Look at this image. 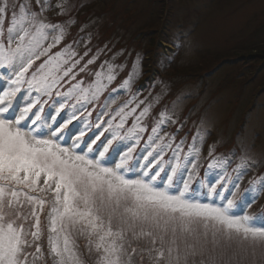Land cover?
Listing matches in <instances>:
<instances>
[{
	"label": "snow or ice",
	"instance_id": "obj_1",
	"mask_svg": "<svg viewBox=\"0 0 264 264\" xmlns=\"http://www.w3.org/2000/svg\"><path fill=\"white\" fill-rule=\"evenodd\" d=\"M36 4L38 10L30 4L0 0V264H35L44 258L39 241L46 205L47 254L52 264H85L78 252V235L87 236V253L94 264H132L133 255L143 260L145 253L151 264H264V214L258 217L259 225L257 217L244 214L258 199L252 193L264 191V173L246 190L242 204L230 198L240 178L257 166L254 160L249 163L247 149L238 146L219 161L214 158L207 183L196 180L193 184L195 159L201 151L197 137L202 145L204 136L198 131L181 160L184 141L173 147L174 136L165 142L159 135L162 125L175 123L166 111L159 114L147 138L141 154L145 163L127 166L139 144L137 133L145 131L141 122L159 97L146 103L133 96L110 115L105 111L114 99L110 93L96 117V131L87 140L89 125L79 128L78 135L64 132L77 119L75 111L61 123L50 125L51 114L42 119L44 96L51 97L55 91L60 98L54 102L59 105L57 114L73 98L84 109L99 99L118 73L116 65L105 61L95 80L82 88L77 75L88 72L103 50L98 49L83 65L91 49L79 55L67 44L52 53L76 21L69 16L54 23L45 15L53 7L59 9L57 15H67L71 10L67 0H58L55 6L50 0H36ZM41 57L45 59L33 69ZM140 60L138 56L134 69ZM132 77L129 73L113 93L130 89ZM65 85L67 90L59 91ZM129 117L134 119L124 131ZM117 140L130 142L123 155L119 146L110 151ZM169 149L172 155L165 169L164 153ZM213 151L210 147L209 155ZM237 156L235 176H229ZM178 169L180 184L173 180ZM142 238L149 246L138 251L132 240Z\"/></svg>",
	"mask_w": 264,
	"mask_h": 264
},
{
	"label": "rangeland",
	"instance_id": "obj_2",
	"mask_svg": "<svg viewBox=\"0 0 264 264\" xmlns=\"http://www.w3.org/2000/svg\"><path fill=\"white\" fill-rule=\"evenodd\" d=\"M12 2L18 5L30 4L33 9L38 10L36 0H12ZM57 2L58 0H50L53 6ZM67 5L71 6V10L64 16L57 15L56 13L59 9L55 7L45 12L48 19L54 23L63 22L69 16L75 19L76 22L68 28V35L65 36L63 41H72L73 39L68 38L72 33L71 28L79 26L78 22L80 19L91 13L84 26L89 35V38L87 37L88 35L86 37L91 40L94 35L97 36L100 32L105 38L103 41H95L96 39L94 38L92 44L94 53H97L98 49H102L101 55L113 53L117 56H122L121 63L128 61L126 57L132 58L134 61L132 64H127L131 68L125 71L122 65H116L115 72L118 73L116 79L112 84L108 85L98 100L92 101L91 107L86 104L84 109H80V104L73 98L67 101L65 108L57 114L56 109L59 105L54 104V102L60 98L56 96L54 91L52 98L42 99V102L47 101V103H43L42 119L51 114L50 125L53 122L61 123L71 118L75 111L77 119L73 120L64 129V132L69 135H78L79 128L89 125L90 131L84 138L87 140L91 133L96 131L94 127L96 117L110 93L114 95V99L108 101L105 108V111L109 112L110 115L113 110L124 105L133 96L137 100H145L146 103L153 101L154 97H159V103H155L151 111L157 117L153 118V124L147 122V117L142 120L141 127H144L145 131L137 133L140 138L139 144L134 147L127 166L131 167L136 161H139L141 165L145 163V160L141 159V154L144 152L147 138L151 134L155 120L159 119V114L166 111L175 123L169 122L162 125L159 135L165 138V142L174 136L173 147L180 143L181 140L184 141L183 150L179 154L181 160L187 154L188 147L193 142V137H197L198 131L204 136L202 145L197 137V146L200 147L201 151L199 158L195 159L197 168L193 184H195L196 180L203 179V177L200 179L199 176L200 170L204 166H206L204 173L206 178L203 182L207 183L208 178L212 174L209 170V165L212 164L214 158L219 161L224 156L230 155V152H235L238 146L247 149V156L252 158L249 163L251 164L254 160L257 166L252 167L247 174L240 178L239 187L234 190V195L230 197L233 199L234 204L236 201L238 202L241 198L240 196L245 195L246 190L253 184L256 177L264 173V92L259 95L258 103L260 105L257 104L259 108L254 105L256 103L254 96L257 90L259 87L264 86V66L258 70H256V65L242 68L241 65L245 64V62H240L235 65H225L222 70L216 73L217 69L213 72L214 74H211L213 76L212 79L203 80L199 77L222 59H231L240 54L252 53L256 56L260 55L253 60L249 59L247 63L262 66L260 64L264 59V56H262V52H264V0H170L167 17L164 15L167 9L165 0H67ZM90 7H93L95 11H89ZM163 20L165 21L163 28L167 32L159 34L162 36L161 38L166 37L165 39H168L169 42L161 40L160 46L168 56V59L163 58L161 59L162 62L158 61L159 63H145L142 61L143 68L140 60L139 66L134 69L133 66L136 64L138 56L143 57L145 53L146 58L148 57L145 51L148 44L144 45L146 39H141L139 32H149V29L156 30V28L160 30L158 27L161 26ZM10 21L11 14L9 13L8 18L4 21L5 31ZM156 37L158 38L159 35L156 34ZM61 43L51 50L52 53L59 51L65 46L63 44L62 47ZM73 46L76 45L73 44ZM115 46H121V50L115 49ZM250 48H252V51H248ZM91 56L89 54L87 59ZM43 59L45 57L37 60L35 62L36 66ZM255 70L257 72L260 71L256 72V76L251 78L250 73L255 72ZM121 71L123 72L121 73ZM129 73H133L130 89H121L118 95L113 93V89H117L122 80L128 77ZM148 74L150 79L145 81L144 78ZM95 78L94 75V80ZM200 79L203 82H200ZM79 80L77 77L76 81ZM248 80H252L248 82L250 85L246 84V88L241 86L243 82L246 83ZM168 84H173V88L167 86ZM224 84L227 86L222 87ZM204 86L205 88L203 89ZM67 87L68 85L63 89H59V91H66ZM81 87L87 88L88 86L83 87L81 85ZM220 87L222 88L219 89ZM242 88H244L243 92L241 91ZM138 89L139 91H137ZM215 89L219 90L216 92ZM243 93L245 96L242 95ZM163 96L171 98L169 99L170 101L162 105ZM208 101L211 102L207 104ZM72 105H75L76 108L73 109ZM132 106L135 105L133 104L130 107ZM202 106L204 107L202 108ZM142 107L143 105H141ZM158 107H160L159 112L156 111ZM35 110L34 108L33 111ZM139 111L140 109H137V114ZM182 113L191 117L184 119L186 116L184 114L181 116ZM107 119H109V116H104V120ZM117 119L119 118L117 117ZM133 119L134 117H129L124 131L131 126ZM187 128L188 130L186 131ZM148 130L149 133L146 134ZM208 133H211V135H208ZM73 139H75V135H73ZM132 143H135V141L133 140ZM117 146L122 149L120 155H123L127 147L130 146V142L128 140L123 142L120 140L114 141L110 151ZM210 147L215 148L211 155H209ZM171 155V149L164 153L165 169L167 168L168 158ZM240 155H244V153L242 152ZM113 156H116V154L113 153ZM212 156L213 158L210 159ZM116 159L118 162L119 157L116 156ZM233 159L235 162L228 169V175L234 177L235 172L233 169L240 163V156ZM217 170L220 171L222 169ZM164 175L165 173L162 172L161 177ZM180 179L181 175L178 169L177 174L173 176V180L180 184ZM180 186L182 187V185ZM252 195L258 196V199L244 209V214L257 217L256 223L259 225L260 220L258 217L264 214V191L253 192ZM47 211L48 206L46 205L44 214L41 215L43 235L39 241L45 255L43 259L36 260L35 264H52L51 258L47 254L48 231L45 219ZM76 243L78 252L84 259L85 264H94V258H90L87 253V236H76ZM148 246L146 238L132 240V247H136L138 251L140 248ZM248 259L250 260L252 257L249 256ZM256 259H259V254H257ZM132 264H151V262L147 253H145L143 260L140 259L139 255H133Z\"/></svg>",
	"mask_w": 264,
	"mask_h": 264
},
{
	"label": "trees",
	"instance_id": "obj_3",
	"mask_svg": "<svg viewBox=\"0 0 264 264\" xmlns=\"http://www.w3.org/2000/svg\"><path fill=\"white\" fill-rule=\"evenodd\" d=\"M165 2L167 3V9L165 10V13H164V15H165V17H167V15L169 14V6H168V4H169V2H170V0H165ZM89 11H93L94 10V8L93 7H90L89 9H88ZM95 11V10H94ZM76 14H77V12H76ZM90 15H91V13H90ZM90 15H86L85 17H83V19L81 18L80 19V21L78 22V24H80L79 26H77L76 28H71V30H72V33L70 34V36L68 37L69 39H73L72 41H63L62 43H61V46L63 45V44H74V45H76V46H73V49H75L76 51H77V53L79 54V55H83V53H84V51H86L87 49H91V51L88 53V55L90 54V55H94V54H96V52L94 53V48L92 47V44H93V40H94V38L96 39L95 41H103V40H105V38H104V36L99 32L98 34H97V36H95L94 35V38H92L91 40H89L88 38H89V35L87 34V32H86V29L84 28V26L86 25V23H87V19H89L90 17ZM89 17V18H88ZM8 18V17H7ZM6 18V19H7ZM5 19V20H6ZM165 21H166V19H165ZM164 20H163V23L161 24V26L160 27H158V28H160V30L158 29L157 30V28H156V30H152V29H149L148 31L149 32H146V31H141V32H139L140 33V37H141V39H146V42H145V46H146V43L148 44V46H146L147 48H145V51H146V53H147V55H148V57L146 58V54L144 53V55H143V57L142 56H140L141 57V66H142V68H143V65H142V61H144L145 63L147 62H155V63H159L158 61H160V62H162L161 61V59H168V56L165 54V52L163 51V49L161 48V46H160V41L162 40V41H167V42H169L168 41V39H165L166 37H164V38H161L162 36H160V34L159 33H166L167 31H166V29L165 28H163L164 27V22H165ZM83 27V31H81V28ZM155 31H156V33H155ZM160 31V32H159ZM156 34H158L159 35V37L157 38L156 37ZM88 35V36H87ZM88 38H87V37ZM113 39H116V40H118L119 38H113ZM79 40V41H78ZM77 41H78V43H77ZM85 42V43H84ZM63 47V46H62ZM90 47V48H89ZM115 49H117V50H121V46H118V47H116L115 46ZM248 51H252V48H250ZM155 53V54H154ZM263 53V54H262ZM261 54H262V56H264V52H262ZM260 56V55H259ZM259 56H256V55H254V54H252V53H246V54H240V55H238V56H236V57H234V58H231V59H222L219 63H217L216 65H214L209 71L207 70V71H205L206 73L205 74H203L202 76H200L199 78H202L203 80L204 79H212L213 78V76L211 75L214 71H216L217 69V71H216V73L217 72H219L220 70H222L224 67H225V65H235V64H239L240 62H245V64H243V65H241L242 66V68H244V67H247V66H254V65H256L255 67H257V69L256 70H258L259 68H261V67H263L264 66V59H263V61H261V64L260 65H262V66H257V64H253L252 65V63H247L248 61H249V59H251V60H253L254 58H258ZM88 57V56H87ZM87 57H85L84 58V60H82L81 61V65H83L84 63H85V61L87 60ZM77 58H79V57H77ZM121 58H123L122 56H117V55H115V54H113V53H111V54H107L106 53V55H99V59L95 62V64H92V65H89L88 66V68H89V71L88 72H81V73H79V75H77V77L80 79L79 81H81L82 80V86L84 87V86H89L93 81H94V75H95V73L97 72V71H100L101 70V68H100V65L101 64H104V62L105 61H108L109 63H112V64H114V65H122L123 67H124V71L126 70V69H130L131 67H128V63H130V64H132V62L134 61L132 58H128V57H126L127 59H128V61L126 60V61H124V62H120V60H121ZM264 58V57H263ZM241 60V61H240ZM143 62V63H144ZM121 63V64H120ZM33 69L36 67V64H34L33 66ZM105 68H107V64H105ZM142 68L140 67V70L142 71ZM243 70V69H242ZM255 70V72H253V73H250V77L251 78H253V77H255L256 76V71ZM31 71H32V69H30L29 70V74L31 73ZM254 71V70H253ZM260 71V70H259ZM258 71V72H259ZM123 71H121V73H122ZM257 72V73H258ZM215 73V74H216ZM214 74V73H213ZM211 75V76H210ZM76 77V78H77ZM155 78V77H154ZM145 79V81L146 80H149L150 78H149V74L144 78ZM153 80V79H152ZM151 80V81H152ZM201 80V79H200ZM199 81V80H198ZM252 80H248L246 83L245 82H243L242 83V85L241 86H243V87H245L246 86V84H248V85H250V83H248V82H251ZM150 82V81H149ZM200 82H203L202 80L200 81ZM168 83H169V81H168ZM228 84V83H227ZM65 86H67V85H65ZM64 86V87H65ZM167 86H169L170 88L172 87L173 88V84H168ZM221 86V85H220ZM224 86H227V85H223L222 87H224ZM222 87H220L219 89H221ZM205 88V86L203 87V89ZM246 88V87H245ZM63 89V88H62ZM219 89H215V91L217 92V90H219ZM244 88H242L241 89V91L243 92L244 90H243ZM215 91H214V93H215ZM261 92H264V86H261V87H259V89L257 90V93L255 94V96H254V99H256V103H254V105H255V107L256 108H259V106H257V104L258 105H260L258 102V100H259V95L261 94ZM245 93V92H244ZM244 93L242 94V95H244ZM246 94V93H245ZM245 96V95H244ZM258 96V97H257ZM50 99V98H52V96L51 97H48V96H44L42 99ZM171 97H167V96H163V103H162V105L164 104V103H166V102H168V101H170L169 99H170ZM258 98V99H257ZM211 101H208L207 102V104H209ZM91 104H92V102L91 103H88V107H91ZM204 106H202V108H203ZM160 109V107H158V108H156V111H160L159 110ZM188 112V111H187ZM184 113H186V112H184ZM184 113H182L181 114V116L184 114ZM184 116H186V118H184V119H188V118H190L191 116H189L188 117V114H184ZM157 116L155 115V113H151V115H149L148 117H147V122L148 123H150V124H153V118H156ZM188 122H191V121H188ZM188 130V128L186 129V131ZM149 133V130L147 131V133L146 134H148ZM182 134H185V133H182ZM194 134V133H193ZM145 135V134H144ZM186 135V134H185ZM187 136V135H186ZM213 158V156L210 158V159H212ZM205 169H206V166H204V167H202V169L200 170V176H199V178L200 179H202V177H203V179H202V181H205V176H204V173H205ZM206 184V183H205ZM241 198L238 200V202H240L241 204L243 203V199L242 198H244L245 197V195H241L240 196ZM237 202V201H236ZM235 202V203H236Z\"/></svg>",
	"mask_w": 264,
	"mask_h": 264
}]
</instances>
